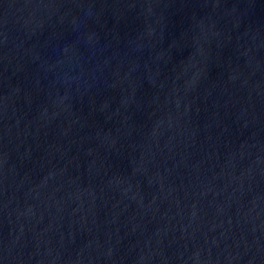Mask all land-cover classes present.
<instances>
[{"label": "water", "instance_id": "1", "mask_svg": "<svg viewBox=\"0 0 264 264\" xmlns=\"http://www.w3.org/2000/svg\"><path fill=\"white\" fill-rule=\"evenodd\" d=\"M0 264H264V0H0Z\"/></svg>", "mask_w": 264, "mask_h": 264}]
</instances>
